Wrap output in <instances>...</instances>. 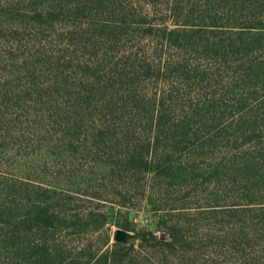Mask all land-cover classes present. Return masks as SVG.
Wrapping results in <instances>:
<instances>
[{
  "label": "rangeland",
  "instance_id": "rangeland-1",
  "mask_svg": "<svg viewBox=\"0 0 264 264\" xmlns=\"http://www.w3.org/2000/svg\"><path fill=\"white\" fill-rule=\"evenodd\" d=\"M79 1L0 0V264H70L58 260L104 235L112 247L119 231L125 264H264V0H217L220 27L191 28L224 41L209 54L179 43L161 54L145 26L117 32L112 6L78 14ZM140 1L143 18L173 27L164 4L154 14ZM183 55L185 77L135 74L136 56ZM116 67L134 73L121 80ZM171 88V122L200 131L196 150L175 155L168 177L128 173L126 131L138 137ZM143 229L175 246L134 242Z\"/></svg>",
  "mask_w": 264,
  "mask_h": 264
},
{
  "label": "trees",
  "instance_id": "trees-1",
  "mask_svg": "<svg viewBox=\"0 0 264 264\" xmlns=\"http://www.w3.org/2000/svg\"><path fill=\"white\" fill-rule=\"evenodd\" d=\"M130 1L131 4L126 0H88L83 4V7H81L79 1L76 13L85 14L87 9L97 4H100L98 8L103 7V5L106 8L112 6L114 8L112 12L122 19L114 23L115 31L125 32L127 28L133 27L134 24L143 25L146 27L144 39L151 40L153 44H156L155 50L160 48L159 52L161 54L168 47L169 51H171L178 43L179 47H190L191 50H186V53L190 54H198L202 50L207 53L209 48L212 51V48L219 47L224 43V41L217 43V38L215 37L198 35L195 29H191L193 26L200 25H198L199 20L204 27H220V22L217 21L218 15L212 13V8L223 6L217 0H167L166 3H162L160 0H145L147 6L150 5V7H153V10L158 4L161 6L164 4L173 27H169L165 22L158 24L160 27H155L156 25H153L152 19L149 22V19H146L147 17H142L143 9L139 7L141 1ZM181 5L185 7L182 8L183 11L179 8ZM198 8L201 10H198ZM196 11L201 12V14L196 15ZM227 12L229 13V11ZM155 13L157 14L154 10ZM148 14L150 15V13ZM223 14L225 16L220 17L222 18L221 20L225 18L228 20V15L226 13ZM160 21H164V19H160ZM216 44L218 45L215 46ZM158 59L162 61L163 56L158 55ZM166 61L165 64L161 65L159 63L155 64L153 61L151 62L148 58L142 59L136 56L135 64L137 69L135 70V74H137L139 79H152L156 73L159 81L163 79L165 82L166 80H172L174 76L185 77L188 75L187 67H182V65L188 63L184 55L182 59L178 58V61H174L172 58L166 59ZM113 71L114 77H118L121 80L129 78L134 73H127L125 70L119 71L117 67L112 68L110 73ZM201 72V74H204L205 70ZM177 92V89L171 88L169 93L163 91L158 99V94H156L151 104L152 107H150V120L147 119L148 122L142 125L143 131H140L138 137H135L136 128L126 131L124 139L127 141L121 142L119 146L126 151L120 163H122L125 171H130L128 173L132 172L140 175L156 173L159 177H168L175 168L173 161V158L176 157L175 155L179 154L183 157L188 149L193 148L196 150L192 146H195V142L200 141V131H197L193 125L182 122H171V115H174V112L168 104L172 101L171 94ZM190 110L188 114L193 115L194 109L190 108ZM181 118L186 119L187 116H182ZM106 166L110 165L107 164ZM181 166L182 164L179 165V167ZM102 219L105 224L108 216L103 214ZM40 220H42L43 227L47 230L56 229V224L59 222L58 217L51 215L46 210L42 217H40ZM147 236H150L155 241L156 246H166L169 248L175 246L174 240L172 241L169 238L164 243L155 237L151 231L146 229L139 231L133 237V241H138L142 245ZM172 236L170 237L176 240L177 237ZM98 240V248L93 249L91 246L86 245L74 257L70 252H66L67 255L59 259L58 262L69 261L70 264H75L76 261L84 259L90 264H125L128 261L132 246L127 247L126 244L117 241L112 247H109L110 240L105 235ZM168 240H171V242Z\"/></svg>",
  "mask_w": 264,
  "mask_h": 264
},
{
  "label": "water",
  "instance_id": "water-1",
  "mask_svg": "<svg viewBox=\"0 0 264 264\" xmlns=\"http://www.w3.org/2000/svg\"><path fill=\"white\" fill-rule=\"evenodd\" d=\"M125 238H126V233L123 232V231H119V232L117 233V235H116V240H117L118 242H123V241H125Z\"/></svg>",
  "mask_w": 264,
  "mask_h": 264
}]
</instances>
